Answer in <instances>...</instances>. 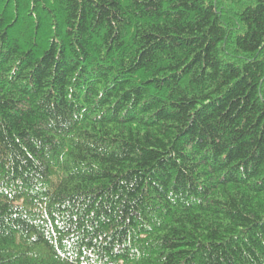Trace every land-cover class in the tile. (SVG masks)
<instances>
[{"label": "trees", "instance_id": "trees-1", "mask_svg": "<svg viewBox=\"0 0 264 264\" xmlns=\"http://www.w3.org/2000/svg\"><path fill=\"white\" fill-rule=\"evenodd\" d=\"M0 264H264V0H0Z\"/></svg>", "mask_w": 264, "mask_h": 264}]
</instances>
